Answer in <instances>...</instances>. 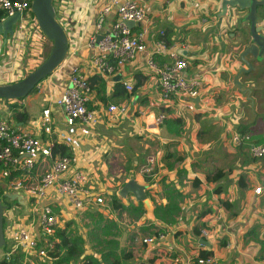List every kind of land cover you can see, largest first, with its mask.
Masks as SVG:
<instances>
[{"label":"crops","instance_id":"obj_1","mask_svg":"<svg viewBox=\"0 0 264 264\" xmlns=\"http://www.w3.org/2000/svg\"><path fill=\"white\" fill-rule=\"evenodd\" d=\"M109 1L67 0L72 7L66 9V12L60 11L61 15L64 14L63 17L67 18L65 23L62 21L66 34L78 40L76 51L67 56L60 66L32 90L35 91L33 98L42 101V111L49 109L55 125L60 130H63V109L56 105V99L68 86L71 67L87 62L90 57L91 50L87 47L86 41L95 34L100 10ZM138 1L146 3L147 12L140 24H135L132 29L137 31L141 27L147 28L148 50L154 47V41L159 37L160 32L164 31L163 38L169 42L166 44L174 47L178 55L188 62L187 69L182 74L188 77L198 76L203 82L200 97L196 100L200 109L186 116L172 101L165 103L160 99L156 84L158 76L146 67L145 53H142L125 65L119 75L120 80L104 79L106 101L102 102L95 91L91 90L88 106L98 112V121L92 128L90 136L84 139L78 154L82 166L91 170L94 178L99 176V173L101 181L105 179L102 176V169H106L104 162L107 158L105 154L107 149L98 154L97 146L99 138H102L104 130L106 131V125L110 124L102 113L109 104L129 103L130 110L124 116L108 113L115 119L121 118L117 125L123 126V131L129 126L136 130L138 123L141 128L143 127V118L137 115L135 108H144L154 115L163 112L167 118L179 117L184 121V133L176 139L178 144L175 147L176 152L183 159L178 162V158H170L171 161L178 162V168L183 169V172L178 173L176 168L170 170L166 168V158L172 152V148L166 151L165 145L172 137L164 133L160 127L158 132L161 130V137H164L165 141L161 142L162 151L151 155L156 157V164L149 166V169L142 173L141 168L146 165V160L150 157L147 156L145 159V156L144 162L139 166V175L135 177L131 173L128 174L129 176L124 175V181L115 190L110 192L105 189L107 198L105 206H110L108 202L110 196L116 195V190L129 178H133L138 184L145 186L146 199L153 209L156 204L166 201L160 197L164 184L172 183L183 194L179 204L181 211L176 217V222L165 224L155 219L154 221L146 219L154 223L150 227L149 224L144 223L145 220L139 218L136 222L137 228L126 224L130 228L128 229L130 235L139 233V229L146 234L142 239L138 236L132 237V244L127 246L125 244H129L130 240L124 241L122 235H116L115 255L119 256L120 264H171L174 255H180L184 260H188L193 255L204 252L215 254V264H264L262 244L264 242V156L253 159L246 144L234 139V133L238 132V128L244 127L249 130L245 133H249L255 143L264 142V54L257 59L247 56L246 59L252 64V70L238 75L237 81L241 84L240 87L235 82L239 68L247 69V66L239 61V55L249 44L250 39L248 23L241 22L247 12L240 11L236 7H226L223 11V0ZM53 3L58 9L61 0H53ZM77 10L81 12L76 13L75 17H70ZM116 10V6L113 5L105 16L103 33L108 32L116 20ZM258 12L257 25L264 27V5ZM26 14L34 18L31 11L25 12V16ZM49 41L37 26L32 24L29 29L21 19L13 25L11 36L8 34L4 37L0 34V84L21 79L40 64L46 55H43V58L37 55L51 42ZM155 59L160 65L170 60L168 55L161 53L156 54ZM116 82L121 84L130 82L133 87L139 82V85L131 92L125 90L129 93L128 96L117 97L113 91ZM25 99L26 96L13 99L8 102L10 104H7L6 108L0 104V115L10 114L12 117L14 109L26 113L24 121H17L13 117L12 120L20 128H26L34 135L41 136V131L36 125L39 117L36 118L24 110L25 103L29 106ZM145 134L155 136V134ZM241 149L245 150L246 154L242 153ZM133 160H136L134 156ZM46 163L48 164V160ZM216 169H223L226 175L218 181L207 182L205 176ZM96 180L95 178L94 181L99 183ZM256 187H261L259 194L254 192ZM116 196L125 204L138 203L132 193L125 198ZM102 208L91 205L85 211L86 214L91 211L101 212L107 217L108 211ZM217 211L221 212V219H216ZM116 221V218L110 220L113 223L112 228L119 230L125 221L118 220V223ZM203 227L210 228L216 233L215 239H204L207 244L200 241V229ZM159 229L161 230L159 233L164 234L163 240L151 244L142 242L143 238L156 235L157 233L154 232ZM196 231H199V234ZM93 248L95 249V245ZM101 252L99 250L89 253L85 249V254H93L97 257H100ZM184 264H195V262L184 261Z\"/></svg>","mask_w":264,"mask_h":264},{"label":"built area","instance_id":"obj_2","mask_svg":"<svg viewBox=\"0 0 264 264\" xmlns=\"http://www.w3.org/2000/svg\"><path fill=\"white\" fill-rule=\"evenodd\" d=\"M54 4V3H53ZM115 5L117 10L116 20L108 32H102L105 16ZM72 5L67 0H61L58 9H55L56 18L62 25L67 21L60 11L70 9ZM15 11L20 12L21 22L31 16L25 12L31 11L30 0H0V21ZM74 11L70 17H75ZM147 12V5L138 0H110L102 7L95 25V34L90 36L86 45L91 50L87 62L75 64L68 75V86L62 95L56 99V105L63 108V130L54 123L49 109H44L37 120V126L41 136H36L26 128L16 125L10 114L0 115V186L4 194L17 193L27 198L30 204L29 216L25 221L15 215L12 208L6 207L4 228L5 243L11 241V245L5 244L9 250L3 252V257L9 260V256L20 250L24 255V261L34 264L32 257L43 259L48 250H51L58 239L54 233L61 227L62 216L67 218L70 214L83 212L91 205L105 206L107 198L105 188L93 182L94 173L83 167L80 163L79 151L85 138L90 136L92 128L98 121V112L88 106L90 102L91 87L88 76L98 75L103 80L114 81L116 75H120L126 64L145 53L146 67L157 74L156 80L159 97L163 102L172 101L182 114H193L200 109L196 100L200 97L202 82L198 76H184L188 62L178 55L174 47L166 44L161 35L154 41V47L147 48L146 36L148 30L141 27L134 31L125 21L140 24ZM34 19V18H33ZM64 23H63V22ZM34 25L37 26L34 19ZM65 32L66 29L64 28ZM101 35L97 40V35ZM67 56L74 54L78 40L68 36ZM168 55L170 59L161 65L155 59L156 54ZM66 56V57H67ZM126 91L131 92L133 85L124 82ZM13 99H0L3 108L7 107ZM130 110L128 102L109 104L107 111L115 116H124ZM6 111V110H4ZM139 116L143 118V130L147 134H157L158 129L167 115L160 112L150 114L144 108H135ZM188 119V118H187ZM234 139L243 142L252 158L264 156V142L255 143L249 133H234ZM60 143L68 150L65 154H53L52 149ZM48 160V164L46 163ZM156 157L150 156L141 172H146L149 166L156 164ZM47 164V165H46ZM97 179V176H95ZM256 194L261 192V187L254 189ZM110 200V198H109ZM22 203V204H23ZM221 212L217 211L216 219H221ZM203 239L216 238V233L203 227L200 229ZM164 234L157 233L148 238H143L144 243H155L163 240ZM228 245V243H227ZM194 261L195 264H215V254L202 256L193 255L188 260L180 255H174L171 264H184ZM5 264H14L7 261Z\"/></svg>","mask_w":264,"mask_h":264},{"label":"rangeland","instance_id":"obj_3","mask_svg":"<svg viewBox=\"0 0 264 264\" xmlns=\"http://www.w3.org/2000/svg\"><path fill=\"white\" fill-rule=\"evenodd\" d=\"M54 8H56L55 5H54ZM25 24H26V27L30 29L32 27V24L34 25L33 19L31 17L27 20L25 19ZM51 45H52V42L47 44L45 48L41 50V53H39L37 56L40 58H43L42 57L43 55L47 56L50 51ZM34 94H35V91H31L26 96L27 99H25L24 101L28 102L29 106L28 104L25 103L24 110L29 112L32 116L37 118V117H40L42 114V101L40 99L38 100V98H33ZM105 110H106V113H104ZM102 113L104 114L105 120L110 124L106 125L105 127L106 131L104 130L102 138L101 137L99 138L98 146H97L98 154L100 152L102 153V151L107 149L105 151L106 153L104 152L107 156V158L105 159L106 161L104 162V164L106 165L105 166L106 169H102L103 170L102 176H104L105 179L101 181L99 177L100 174L98 173L99 176L97 177L99 178V180L97 178L96 181L99 182L103 187H105V189L112 192L124 181V175H128L131 173L134 175L133 177H135L136 175L140 174V167L136 166L137 165L136 162L144 159L143 157L145 156H146L145 157L146 159L147 156H151L154 153H158L162 151L163 149L162 143L165 141V138L161 137L162 136L161 130L157 134H155V136L146 135L144 130L142 129L143 127L141 128L140 123L137 124L136 130L135 128L129 126L130 128L127 127L126 131H123L122 130L123 126L119 127L117 125L120 123L121 118L119 120L115 119L114 116H111L108 114L107 109H104ZM134 117L136 116L134 115ZM132 128H133V133H131ZM128 132H130V135H128ZM241 150H242V153L246 154L245 150L243 149ZM133 156L135 157L137 161L133 160ZM191 156L193 157V155ZM128 159L129 160L131 159V161H128ZM164 162L165 161H163L162 163L164 164ZM94 179L95 178H93V180ZM1 198L3 202L6 204V206L12 208L19 217H22L25 221H28L29 219H31V217L29 216V213L31 212L30 204L26 197H24L23 199L24 200L23 204H20L15 200H9L5 198V196ZM101 207H103L102 209L108 211L107 217L103 219L104 222H110V220L113 218H116L117 221L118 220L125 221V224L121 225V229L119 228L118 230L114 227L110 230V235L106 238L107 240L109 239L114 240V237H116V235L117 236L122 235V237L124 238L123 239L124 241H127L128 239L130 240L129 244H125V246H127V245L132 244L131 243L132 237L138 236V238L142 239V237L146 234V232L144 231L140 232V229H139L138 230L139 233H133V235H130L131 232L128 231V229L130 228L127 225L129 224V225H132L133 228H137L136 222H138V219L135 216H130L128 213L124 214L118 211L112 212L111 207L107 205L101 206ZM6 211L7 210L5 209L4 213H6ZM92 212H95V211H91L88 213H92ZM87 214H86V211H84V212H76L74 214H70L69 218L62 216L61 227H63L66 222L71 221L72 222L70 226L71 235H79L85 238L86 252L93 253L94 251H99V250L103 252L105 249H108V246L104 244V241L102 238L104 237V235L101 232L100 227L99 228L95 227L96 212L93 213L94 214L93 218L89 217ZM5 224H6V214L4 216V228L6 227ZM6 244L11 245L12 242L7 240ZM94 245H95V249L93 248ZM126 248L127 247H125V249ZM2 256H3V250L0 249V258H2ZM31 259L34 264L39 263L37 262L38 260L37 257H32ZM43 259H40L42 260L40 261L41 263L52 264L51 261L48 260L47 258L44 260ZM111 260L112 258H110L109 262Z\"/></svg>","mask_w":264,"mask_h":264},{"label":"trees","instance_id":"obj_4","mask_svg":"<svg viewBox=\"0 0 264 264\" xmlns=\"http://www.w3.org/2000/svg\"><path fill=\"white\" fill-rule=\"evenodd\" d=\"M31 14L33 15L32 11ZM3 15L4 13H1L0 17ZM164 34L165 32L163 31L161 38L164 37ZM166 43L169 42L166 40ZM88 82L91 90L95 91L96 95H98V98L102 102L106 101V85L103 78L98 75H92L88 78ZM138 85L139 82L135 84L133 88L135 89V87H137ZM113 88L114 95L117 97H124L129 95V93L125 91L123 84H121L120 82H116ZM26 116V113L18 112L16 109L13 110L12 117L17 121H24ZM161 127L164 130V133L172 137V139L168 140L165 145L166 151L170 147L172 148V152L169 153L166 158V168L168 170L176 168L178 173H181L183 172V169L178 168V162L181 161L183 157L176 152L175 147L178 144V141L176 139L182 136V134L184 133V121L179 117L166 118L161 124ZM247 131H249L247 128H238L239 133H245ZM52 152L53 154H65L68 152V150L60 143H56V145L52 149ZM171 157L172 159L178 158V162H174V160L171 161ZM143 162L144 159L138 161L136 166H140ZM225 175L226 172L223 169H216L211 174H207L205 176V180L209 183H212L218 181ZM1 197H4V193L3 188L0 186V198ZM160 197L164 198L166 201L154 206L153 214L155 220L163 222L165 224H174L176 222V217L181 211L179 204L182 201L183 194L178 191L172 185V183H167L164 184L162 193H160ZM109 205L113 211H118L120 213L126 212L130 216H135L137 219L141 218L145 212V208L142 202H138L136 205L131 202L129 204H125L116 195L110 196ZM87 215L92 218L94 217L93 213H88ZM103 219H105L104 215L101 212L96 211L95 227H100L103 235L105 237H108L110 235V230L112 229L113 223L104 222ZM144 223L149 224L150 227L154 224L153 222H149L147 220H145ZM71 224L72 222L69 221L66 222L63 227L56 228L54 236L58 239V242H55L53 248L51 250H48L44 259L47 258L51 261L52 264H120L119 256L115 255L114 251L117 241L113 239H103L104 244L108 246V249H105L103 252H101L100 257H97L93 254H85L86 241L82 236L71 235ZM160 231L161 230L159 229L154 233H159ZM196 232H198L199 234V231ZM199 236L200 238H202L200 234ZM262 244L264 245V242H262ZM0 249H2L3 252H7L9 250V248H7L6 246H3ZM209 254V252H204L201 255L206 256ZM23 257L24 255L22 254V252L20 250H17L15 253L9 256V260H6V258L2 256V258H0V264H5L7 261H10L11 263L13 262L14 264H30L29 262L24 261ZM110 258H112V260L109 262ZM37 259V262H39L38 264H44L40 262L42 261L40 260V258Z\"/></svg>","mask_w":264,"mask_h":264},{"label":"water","instance_id":"obj_5","mask_svg":"<svg viewBox=\"0 0 264 264\" xmlns=\"http://www.w3.org/2000/svg\"><path fill=\"white\" fill-rule=\"evenodd\" d=\"M264 5V0H223L222 9L226 7H236L240 11L247 13L241 19V22H247L249 26V44L242 50L239 55V61L244 67L239 68L235 77L240 87L241 84L237 81L240 73H247L252 70V64L246 59L247 56L253 58H261L264 54V27L258 26L259 9ZM31 11L40 32L52 42L50 51L45 59L38 64L32 71L28 72L21 79L7 84H0V99H18L27 96L44 78L50 75L58 66H60L67 56L68 37L56 18L53 0H32ZM20 19V12L15 11L12 15L6 16L0 21V34L6 37L13 32V25ZM125 24L132 28V21H125ZM101 35L97 36L99 40ZM183 51H180L182 53ZM116 81L120 80V76L114 77ZM62 108V107H61ZM63 109V108H62ZM129 193L134 195L135 200L142 202L145 205V213L141 217L142 220L154 221L155 217L151 204L146 199L145 186L138 184L133 178H129L124 184L116 190V195L125 198ZM5 198L15 200L18 203H23L22 196L17 193L4 194ZM6 204L0 198V248L5 246L4 237V218L3 211L6 209ZM202 243L207 244V241L200 239Z\"/></svg>","mask_w":264,"mask_h":264}]
</instances>
